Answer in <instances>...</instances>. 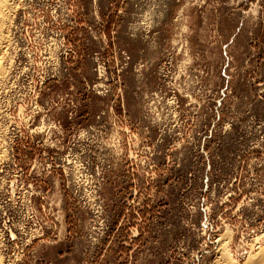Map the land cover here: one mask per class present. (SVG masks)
<instances>
[{
  "label": "rangeland",
  "instance_id": "374dc122",
  "mask_svg": "<svg viewBox=\"0 0 264 264\" xmlns=\"http://www.w3.org/2000/svg\"><path fill=\"white\" fill-rule=\"evenodd\" d=\"M8 35L0 264L264 247V0H18Z\"/></svg>",
  "mask_w": 264,
  "mask_h": 264
},
{
  "label": "bare ground",
  "instance_id": "6f19581e",
  "mask_svg": "<svg viewBox=\"0 0 264 264\" xmlns=\"http://www.w3.org/2000/svg\"><path fill=\"white\" fill-rule=\"evenodd\" d=\"M16 1L18 0H0V55L2 54L4 49L8 47V43H9L8 31H9L11 13L15 7ZM1 63H0V76L2 74H5L4 69L1 66ZM1 156L3 157V155ZM1 156H0V164L2 163L3 160ZM258 248L259 246L257 247L256 252L248 255V257L245 259L243 264H264V247L259 249ZM222 259L224 260L225 264H234L232 262L230 263V260L228 259V257L225 256V254L222 255Z\"/></svg>",
  "mask_w": 264,
  "mask_h": 264
}]
</instances>
